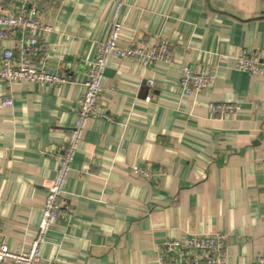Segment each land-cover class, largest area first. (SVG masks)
Listing matches in <instances>:
<instances>
[{"label":"crops","instance_id":"1","mask_svg":"<svg viewBox=\"0 0 264 264\" xmlns=\"http://www.w3.org/2000/svg\"><path fill=\"white\" fill-rule=\"evenodd\" d=\"M118 3V45L167 40L171 62L108 60L96 111L109 119L86 123L64 185L72 219L47 234L39 264H157L162 242L213 232L226 236L223 264H254L264 256V71L240 72L235 58L247 49L264 62V0H62L48 11L44 54L30 63L73 81L0 80V239L11 252L29 249L84 92L82 69ZM19 44L18 33L2 41L0 58ZM183 66L208 71L212 86L183 93ZM221 103L239 108L209 111ZM135 168L161 174L151 183Z\"/></svg>","mask_w":264,"mask_h":264},{"label":"built area","instance_id":"2","mask_svg":"<svg viewBox=\"0 0 264 264\" xmlns=\"http://www.w3.org/2000/svg\"><path fill=\"white\" fill-rule=\"evenodd\" d=\"M62 0H6L0 2V43L15 34H20L19 52L15 54L10 48L1 50L0 80L7 85L16 81H24L40 86L61 87L73 81L70 73H61L51 69L43 62L36 67L30 59L44 54V46L38 39L40 31L51 28L43 22V16L51 9L58 7ZM121 4L118 3L111 17V29L108 38L100 43L95 57L85 63L84 92L75 106V121L70 130L68 140L54 157L58 168L51 186L47 189L41 208V217L37 225L34 239L25 252H11L0 239V264H39L40 249L47 234L64 216L72 219V212L65 213L64 185L70 172V165L76 149L82 139L86 123L90 118L109 119L106 114L96 111L97 99L102 91L101 83L110 58L132 59L143 68L153 63L171 62L174 47L167 40L158 41L156 46L149 47L143 41L127 46L118 45L120 25L118 15ZM44 60V59H43ZM236 70L251 75H261L264 62L254 53L242 49L235 58ZM213 84V76L208 71H198L189 66L180 69L178 86L185 94H198L207 91ZM148 85H154L153 80ZM150 102V97H145ZM3 104L11 106L12 101L5 99ZM209 111L214 115H228L238 110L235 103L209 104ZM133 173L149 182H156L161 172L156 168H138ZM227 240L221 232L191 234L179 239L162 242L156 248L157 264H223L227 257ZM254 264H264V256L258 255Z\"/></svg>","mask_w":264,"mask_h":264}]
</instances>
